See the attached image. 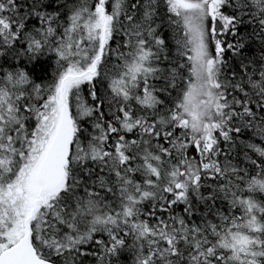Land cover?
Returning a JSON list of instances; mask_svg holds the SVG:
<instances>
[{
	"label": "snow or ice",
	"instance_id": "1",
	"mask_svg": "<svg viewBox=\"0 0 264 264\" xmlns=\"http://www.w3.org/2000/svg\"><path fill=\"white\" fill-rule=\"evenodd\" d=\"M0 264H264V0H0Z\"/></svg>",
	"mask_w": 264,
	"mask_h": 264
}]
</instances>
